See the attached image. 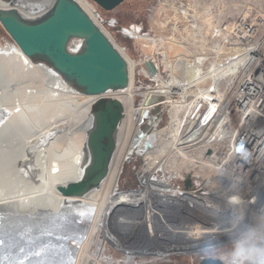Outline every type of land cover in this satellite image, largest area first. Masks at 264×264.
<instances>
[{
	"label": "bare ground",
	"instance_id": "1",
	"mask_svg": "<svg viewBox=\"0 0 264 264\" xmlns=\"http://www.w3.org/2000/svg\"><path fill=\"white\" fill-rule=\"evenodd\" d=\"M55 1L0 0V12L15 13L25 20L35 16L39 19L33 21H37L50 12ZM74 1L93 18L94 7L88 1ZM222 22L211 28L212 22L205 19L200 36L189 33L181 43L167 42L160 64L152 58L153 47L147 44H153V39L140 35V29L126 31L139 39L147 52L146 68L139 72L150 76L153 85L144 92L136 87L140 64L122 53L129 84L102 95L119 100L125 110L117 130L116 152L106 180L80 199H66L58 188L80 179L88 165L91 108L99 97L83 94L48 64L25 56L15 43L0 45V264H138L130 250L140 249L133 253L158 256L160 261L168 259L164 255L180 251V241L184 251L192 250L191 245L205 248L221 244L215 236L216 226L206 225L209 216L200 215L203 206L193 203L192 197L200 201L201 195L190 190L182 199L176 180L193 171L197 175L202 172L198 169L200 149L193 148L195 131L226 125L220 108L218 116L212 114L221 105L224 92L239 83L238 66L249 63L244 55L255 51L254 46L246 49L237 43L226 46L224 39L229 34L220 32ZM166 28L162 30L166 32ZM207 35L218 49L209 56L201 53ZM73 42L72 51H81L83 40ZM160 65L169 72L167 81L160 76ZM243 80L248 83L251 77ZM137 96L144 98L139 104L135 103ZM157 96L163 100L152 102ZM165 104L171 106V123L161 131ZM38 109L43 116L36 113ZM38 117L52 133L72 126V133L54 138L59 150L38 138L42 131L33 132L36 126H27ZM124 158L144 161L136 189L120 190ZM20 175L25 179L22 184L18 182ZM183 204L194 206L196 213L183 207L175 214L176 207ZM223 207L229 208L222 205L220 209ZM191 219H197L196 223L187 222ZM112 232L124 238L128 247H122ZM103 237L110 238L126 257L116 261L106 255L109 240L105 242Z\"/></svg>",
	"mask_w": 264,
	"mask_h": 264
},
{
	"label": "built area",
	"instance_id": "2",
	"mask_svg": "<svg viewBox=\"0 0 264 264\" xmlns=\"http://www.w3.org/2000/svg\"><path fill=\"white\" fill-rule=\"evenodd\" d=\"M222 24L220 32L229 34L224 39L226 46L237 43L246 49L254 46L255 51L248 50L244 55L248 56L249 63L246 61V65L238 66L237 76L241 77L239 83L236 82V86L224 92L221 105L212 114L220 108L221 120L226 125L208 126L195 131L197 134L194 135L193 148L200 149L201 163L198 169L202 172L198 171V175L194 171L186 174L176 185L182 199L189 196L190 190L201 195L200 201L191 196L193 203L203 206L200 215L209 216L210 222L206 225H215V236L220 239V243L223 242L205 248L191 245L192 250L184 251V243L180 241V251L163 256H190L193 261L197 260L195 264L208 258L222 259V252L232 236V225L240 217L241 209L244 210L241 229L248 224L264 222L261 220L264 217V16L244 10ZM73 40L69 50L76 53L70 48ZM243 79H247L248 83H244ZM188 179L191 186L186 188ZM222 205H228V210L224 207L221 210ZM183 207H186V212L196 213L194 206L183 204L176 207L175 214L178 215L177 209ZM196 221L191 219L187 222ZM223 262L226 264L225 260Z\"/></svg>",
	"mask_w": 264,
	"mask_h": 264
},
{
	"label": "water",
	"instance_id": "3",
	"mask_svg": "<svg viewBox=\"0 0 264 264\" xmlns=\"http://www.w3.org/2000/svg\"><path fill=\"white\" fill-rule=\"evenodd\" d=\"M92 1L105 11H113L124 3V0ZM0 24L25 56L45 62L83 94L99 97L91 108L92 128L86 141L88 165L80 179L58 188L64 198L80 199L99 187L109 175L117 147V130L125 110L119 100L102 95L128 86L127 62L105 31L74 0H56L50 12L37 21L0 12ZM73 39L83 40L81 51L69 50ZM162 100L157 96L152 102ZM190 186L188 179L185 187ZM199 264L224 262L208 258Z\"/></svg>",
	"mask_w": 264,
	"mask_h": 264
},
{
	"label": "rangeland",
	"instance_id": "4",
	"mask_svg": "<svg viewBox=\"0 0 264 264\" xmlns=\"http://www.w3.org/2000/svg\"><path fill=\"white\" fill-rule=\"evenodd\" d=\"M86 1H88L94 7L95 15H93V19L96 18L95 20L97 24H99L103 31H105L115 46L121 51V53L127 55L132 61L140 64V69L135 76V84L136 87L141 88L143 92L147 91V89L153 85L149 75V77H147L144 75V72H139L143 67L146 68L144 62L148 54L144 50L139 39H134L133 37L126 35V31L134 32L136 29H140V35L146 34L149 38L153 39L154 41L152 40V42L155 45L150 42H147V44L149 43V45L153 47V52H150L152 58L154 57V61L157 64H160L165 59V54L167 52V42L175 40L181 43V41L183 42V40H186V37L189 35V33H191V35L193 34L198 36L201 33L199 31L201 29L200 24L205 19H208L212 22V28L213 26H216L217 23L225 21L226 19L230 20L234 18L237 14H239V12L244 10H250L253 13H258L264 16V0H124V3L113 11L103 10L92 0ZM36 19L39 18L35 16H28V18H26L28 21H33ZM162 26L167 27L165 29L166 32L162 30ZM207 40L208 41L204 46V51H201V53H206L209 56L213 53V51L216 52L218 49L216 43H212V41L209 39V35H207ZM12 44L14 45L13 40L0 24V45L11 46ZM36 62L43 64L45 63L42 61ZM160 69V76L165 81H167L169 78V72L165 71L163 65H160ZM143 99L144 98L142 96H137L135 98V103L139 104ZM164 101L166 102L167 99ZM170 108L171 106L169 104H165L164 107L162 106L163 116L160 120L161 131L165 130L171 123V118L169 116ZM38 110L36 113L38 115L40 113V115L43 116V111L40 109ZM43 118L45 117H42V119ZM42 119L38 117V120H30L32 122L29 121L27 126H36L37 131L35 129L33 132L38 133L42 131V133H40V137L38 138H42L44 142L47 141L46 143L51 145V149L55 148L59 150L60 145L54 138H61L62 135L66 136L67 134L72 133L70 132V128L72 126H63L64 129L58 130L56 133H52L46 123H43ZM53 129L54 127L52 130ZM142 130L145 131L146 127ZM65 144L66 142L63 144L64 149L66 146ZM58 150H55V152L58 153ZM59 153H62V150H60ZM123 163V172L119 180L120 190L126 191L129 189L138 188L140 185L138 178L143 172L142 166L144 161L135 158L126 160V158H124ZM160 172L161 171H159L158 175L161 177ZM169 175L170 172L167 173V176ZM162 176H164V174ZM24 181L25 179L20 175L18 177V182L22 184ZM176 181L178 185V180ZM52 207L53 206L50 205L49 209ZM111 234L118 240V243L121 244L122 247L127 246V244L124 243V238L116 236L113 232ZM104 238L105 237H103V239ZM104 240L105 242L109 240V243L107 244L106 255L111 256L116 261L122 260L124 257H126V254H124L121 249L116 247L110 238H108V240ZM130 251L131 252L128 251L129 254H133L138 264H144L146 261L148 263L146 262L145 264H195L197 261L196 259L193 261V258L190 256H172L170 257V262L159 261L156 263L153 260L158 259V256L157 258L156 256L152 255L133 253L140 251V249ZM222 253L225 254V250ZM215 257H217V255Z\"/></svg>",
	"mask_w": 264,
	"mask_h": 264
},
{
	"label": "clouds",
	"instance_id": "5",
	"mask_svg": "<svg viewBox=\"0 0 264 264\" xmlns=\"http://www.w3.org/2000/svg\"><path fill=\"white\" fill-rule=\"evenodd\" d=\"M243 217L244 210L241 209L240 217L232 225V236L221 258L226 264H264V222L248 224L241 229ZM261 220L264 221V217Z\"/></svg>",
	"mask_w": 264,
	"mask_h": 264
},
{
	"label": "flooded vegetation",
	"instance_id": "6",
	"mask_svg": "<svg viewBox=\"0 0 264 264\" xmlns=\"http://www.w3.org/2000/svg\"><path fill=\"white\" fill-rule=\"evenodd\" d=\"M158 259H160V258H158ZM165 259V258H164ZM162 261H164V262H170V257H168V260H162ZM161 260H160V262H162ZM156 263H158L159 261L156 259V261H155Z\"/></svg>",
	"mask_w": 264,
	"mask_h": 264
}]
</instances>
